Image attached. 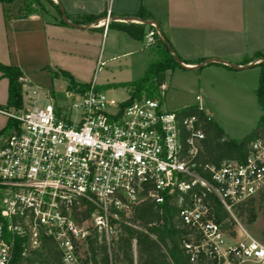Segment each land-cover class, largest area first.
<instances>
[{
  "label": "built area",
  "instance_id": "obj_1",
  "mask_svg": "<svg viewBox=\"0 0 264 264\" xmlns=\"http://www.w3.org/2000/svg\"><path fill=\"white\" fill-rule=\"evenodd\" d=\"M109 21L106 15L102 25ZM145 37L153 42V31ZM37 90L22 86L18 113L0 108L16 122L0 146V264H9L15 236L31 249L49 239L63 264H92V239L110 246L123 225L135 227L133 206L146 197L161 204L175 191L190 262L264 264V242L235 215L264 189V135L249 142L242 160L205 164L207 180L196 168L204 135L196 115H178L158 97L126 103L91 83L66 119L51 98L35 105ZM206 192L229 214L233 234L214 221Z\"/></svg>",
  "mask_w": 264,
  "mask_h": 264
},
{
  "label": "crops",
  "instance_id": "obj_2",
  "mask_svg": "<svg viewBox=\"0 0 264 264\" xmlns=\"http://www.w3.org/2000/svg\"><path fill=\"white\" fill-rule=\"evenodd\" d=\"M60 1L68 22L79 27L61 22L60 14L54 9L50 10L51 16L39 10L24 15L23 0L0 2V64L17 67L22 73L23 86L39 90L35 105L40 96L46 101L51 98L58 111L56 96L78 97L83 93L68 88L67 79L60 74L62 71L76 82L88 86L94 83L104 92L122 89L128 98L126 89L105 86L140 78L133 79L138 72L137 66L125 65L115 72L106 70L99 84L96 73L107 62L102 60L104 48L101 51L107 40L111 61L136 53L138 39L131 37L121 26L127 22L141 24L137 20L141 19V11L147 15L145 20L156 22L158 36L187 66L210 67L231 75V71L257 67L259 60L246 61L264 47V0H116L111 7H107V0ZM90 14L97 18L86 22L85 16ZM106 15L110 21L104 26L102 22ZM124 17L129 19L124 20ZM143 25L145 32L147 25ZM207 59L239 66L252 65L236 70L217 61L204 63ZM7 105L8 80L0 72V108L10 112ZM8 121L9 116L0 112V146L7 133Z\"/></svg>",
  "mask_w": 264,
  "mask_h": 264
},
{
  "label": "trees",
  "instance_id": "obj_3",
  "mask_svg": "<svg viewBox=\"0 0 264 264\" xmlns=\"http://www.w3.org/2000/svg\"><path fill=\"white\" fill-rule=\"evenodd\" d=\"M12 0H0V2H10ZM32 1L39 4V0H23L22 13L29 14L33 10L50 15V9L36 8L32 6ZM51 9L58 14L60 10L53 0H47ZM139 16L145 20L147 15L140 12ZM138 16V17H139ZM67 17V16H66ZM97 18L94 15L85 16V21H94ZM61 22H64L60 19ZM65 23V22H64ZM153 31V39H155V59L148 63L145 67L143 75L133 81L118 84H108L105 87H121L127 90L128 99L126 103L134 98H139L142 93L152 94L153 90H159L160 74L172 69L178 65L164 41L158 36L156 30L150 26ZM131 37L142 40L145 36L144 25L127 22L121 26ZM167 41V40H166ZM169 45V44H168ZM264 47L256 51L253 56L247 60H260L256 63L259 68L258 84L255 88V94L260 107L264 110ZM1 74L8 80V105L7 109L11 113H18L22 109V73L17 67L4 66L0 64ZM68 81V88H74L81 92L88 89V85L76 82L66 72L60 73ZM164 75V74H163ZM56 76V72H53ZM96 89H98L95 86ZM178 115H196L199 123L203 128V138L201 140V150L195 158L197 163V171L205 179L209 180V174L203 169L205 164H220L225 159L242 160L247 152L248 144L251 140L259 135H264V113L259 117L254 129L243 136L235 139L226 136L224 130L215 120L207 116L205 112L198 108L196 104L184 106L176 111ZM16 122L9 118L6 132ZM179 192L171 195H165L161 204L154 202L150 197H146L138 202L132 209L131 225H123L120 233L110 246L104 243H97L96 239H92L88 244V251L92 256V264H134L132 241L135 242L136 264H206V261L199 258L196 262L189 261L188 256L184 253L180 246V238L185 232V228L181 225L178 217L177 199ZM259 196V207L264 216V189L257 194ZM186 198V194H183ZM205 200L211 207V213L215 222L220 223L231 234L232 220L223 208L219 200L211 193H205ZM255 198L252 197L246 202L235 208L238 216L245 215L246 222L251 223L255 219V210L252 205ZM25 241L23 238L14 237L11 247V257L9 264H63L60 251L49 240L45 239L38 248L32 250H24Z\"/></svg>",
  "mask_w": 264,
  "mask_h": 264
},
{
  "label": "rangeland",
  "instance_id": "obj_4",
  "mask_svg": "<svg viewBox=\"0 0 264 264\" xmlns=\"http://www.w3.org/2000/svg\"><path fill=\"white\" fill-rule=\"evenodd\" d=\"M57 1L62 6L61 1ZM57 1L55 2L56 4ZM115 1L107 0V7H111L112 2ZM39 2V4H36L32 1V6L38 9L46 8L51 10L47 0H39ZM150 28L148 25L145 27V34ZM153 28L156 29L155 27ZM155 39L156 37L153 42L148 43L147 37L144 36L142 40L136 41L138 50L134 55L119 59L114 58L112 61L108 59L112 55H108L109 40H107L105 47L104 45L101 47L102 52L104 48L102 60L107 62H105V66L102 67L101 71L96 73V83H100L106 70L120 71L119 67L124 68L125 65L128 67L137 66L138 72L133 76V79L141 77L147 62L154 60L156 57ZM231 72V75H227L223 71L219 72L210 67L198 69L176 65L163 73V90L159 87L158 91L153 90L152 94L142 93L140 97H158L162 102V106L171 111H177L183 106L193 105L194 103L200 105L205 114L212 117L222 127L227 137L239 139L254 129L264 110L260 107L255 94L259 79V69L250 67L243 71ZM18 81H22V78H19ZM106 93L120 101L127 96V93L122 89L110 90ZM197 94L201 98L200 101L195 100ZM76 100H78L76 95L67 96L62 94L61 96H56V105L61 118L67 119L70 113L74 114V111L71 112V105ZM45 102L46 99L40 96L36 105H43ZM254 198V203H252L255 210L254 221L247 223L245 215H235L238 222L252 237L264 242V216L259 207V196L256 195ZM25 247L27 250H32L29 245Z\"/></svg>",
  "mask_w": 264,
  "mask_h": 264
},
{
  "label": "water",
  "instance_id": "obj_5",
  "mask_svg": "<svg viewBox=\"0 0 264 264\" xmlns=\"http://www.w3.org/2000/svg\"><path fill=\"white\" fill-rule=\"evenodd\" d=\"M57 5H58V8L60 10V16H61V19L65 22V23H68L70 26H73V27H79L78 24H74V23H71V22H68L67 20V17H66V13H65V10L63 9V7L61 6V4L57 1ZM129 17H124V20H128ZM139 20L140 22H142L143 24L145 25H152L153 27L156 28L157 30V25H156V22L153 20V19H149V20H142V19H137ZM164 41V40H163ZM164 43L166 44V47L168 49V51L174 55V52L173 50L171 49V47L164 41ZM174 59L176 61V63L181 66V67H184V68H195L196 66H187L185 65L183 62H181L179 60V58L177 56L174 55ZM262 61H264V58L261 59ZM214 61H217V62H220V63H225L227 65H229L231 68L233 69H236V70H239V69H245V68H248L252 65V63H249V64H246V65H242V66H239V65H235V64H231L229 62H225L223 60H219V59H207L205 60L204 63H209V62H214ZM260 61V60H259ZM163 79H164V75L163 74H160V82H163Z\"/></svg>",
  "mask_w": 264,
  "mask_h": 264
}]
</instances>
